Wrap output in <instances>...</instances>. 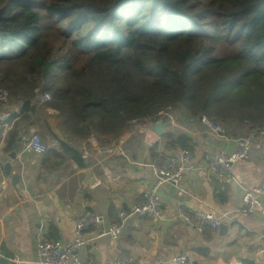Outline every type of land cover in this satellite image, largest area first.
I'll use <instances>...</instances> for the list:
<instances>
[{"label":"trees","instance_id":"16d2710c","mask_svg":"<svg viewBox=\"0 0 264 264\" xmlns=\"http://www.w3.org/2000/svg\"><path fill=\"white\" fill-rule=\"evenodd\" d=\"M0 90L22 113L5 153L37 93L69 136L104 146L166 107L181 129L162 136L164 151H190L200 115L245 137L264 128V0H0Z\"/></svg>","mask_w":264,"mask_h":264},{"label":"crops","instance_id":"0c3cea01","mask_svg":"<svg viewBox=\"0 0 264 264\" xmlns=\"http://www.w3.org/2000/svg\"><path fill=\"white\" fill-rule=\"evenodd\" d=\"M0 91L6 93L4 102L0 96V115L10 113L3 122L8 133L22 113L19 103L9 105L7 92ZM29 106L31 118L19 124L25 132L10 152L15 151L16 158L10 161L9 176L4 175L2 166L10 160V153L3 151L5 139L0 137V264H38L39 241L48 239L50 229L56 233L55 241L73 240L74 224L81 216L97 215L108 228L115 222L114 209L130 213L151 183L149 164L157 156L143 142L142 132H130L128 127L122 136L105 145L115 146L114 153L99 156L91 146L92 139H73L60 127L58 112L43 105L38 93ZM166 119L162 121L163 135L181 129L177 120ZM259 131L264 132V128ZM32 133L46 146L45 153L24 147ZM186 135L192 144V168L179 183L161 187L163 219L152 221L129 215L117 238L96 240L81 253L83 259L93 264H114L123 254L130 256L134 264H167L173 257L184 255L187 264H264L260 215L240 211L244 193L264 179V134L256 137L245 162L231 166L228 179L209 173L206 158L209 154L230 155L241 137L207 129H191ZM162 136L158 145L162 153L178 156L179 149L164 151ZM60 142L80 151L82 168L64 154ZM83 150L88 153L86 158ZM105 171L112 175L111 181L106 179ZM12 176L18 177L16 184ZM222 180L228 182L229 189L223 187ZM195 211H210L222 217L220 226L225 229L219 226L199 232L179 217Z\"/></svg>","mask_w":264,"mask_h":264},{"label":"built area","instance_id":"2783aa9c","mask_svg":"<svg viewBox=\"0 0 264 264\" xmlns=\"http://www.w3.org/2000/svg\"><path fill=\"white\" fill-rule=\"evenodd\" d=\"M5 92L0 91L1 99L5 100ZM3 100V102H4ZM174 110L172 107H166L158 112L155 117L172 120ZM10 113L0 115L1 129L0 137L5 139L7 129L3 122H6ZM195 120L197 123L204 126L208 131L223 134L224 130L204 115L195 116L189 121ZM157 121L152 119L147 120L144 124L130 123L128 130L130 132L141 131L143 142L149 146H157V156L149 164L152 173V180L149 187L143 193V199L140 203L131 208L130 213H126L121 209H114V220L108 228L104 227L99 216L87 214L78 218L74 224V238L71 241L60 242L44 239L39 241L37 245L39 261L38 264H93L81 257L84 252L93 242L98 239L107 238L115 239L120 234L122 225L127 217H146L152 221L162 220L161 212L162 199L160 189L164 184H177L182 180L183 174L192 168L191 151L183 150L178 156H165L159 149V136L151 129V125ZM3 126V127H2ZM263 131L252 130L247 136L236 140V149L230 155L209 154L206 158V169L212 174H221L228 178L230 168L235 163L245 162L249 157L254 145V140L259 135H263ZM91 146L95 153L99 156H107L114 153L115 146H103L98 144L95 139H92ZM24 147L27 150L36 153H45L46 146L42 143L40 137L32 133L24 142ZM83 158L88 156L86 150L82 151ZM105 177L108 181L112 180V175L105 171ZM2 183H4L2 181ZM264 179L255 187L249 189L242 196L240 211L246 214L258 213L264 227ZM185 223L196 231L214 230L217 229L222 221V217H216L210 211H195L191 213H181L179 216ZM114 264H134L130 256L118 255ZM167 264H187V258L184 255L173 257Z\"/></svg>","mask_w":264,"mask_h":264},{"label":"water","instance_id":"95a60500","mask_svg":"<svg viewBox=\"0 0 264 264\" xmlns=\"http://www.w3.org/2000/svg\"><path fill=\"white\" fill-rule=\"evenodd\" d=\"M163 122L160 120V121H157V122H155V123H153L152 125H151V129L158 135V136H162L163 135ZM8 158L10 159V160H8V161H6V162H4L3 163V166H2V168H3V172H4V175L5 176H9L10 175V172H11V164H10V161L11 160H14L15 158H16V152L15 151H13L12 153H10L9 155H8ZM12 182H13V184H16L17 182H18V177H16V176H12ZM221 182V184L223 185V187H225V188H230V185L228 184V182H226V181H224V180H222V181H220ZM221 228H223V229H225V226H223V225H221L220 226Z\"/></svg>","mask_w":264,"mask_h":264},{"label":"rangeland","instance_id":"374dc122","mask_svg":"<svg viewBox=\"0 0 264 264\" xmlns=\"http://www.w3.org/2000/svg\"><path fill=\"white\" fill-rule=\"evenodd\" d=\"M173 110H174V113H173V115H172V121H176L177 120V117H178V112H177V109H174L173 108ZM209 119V118H208ZM213 119V120H212ZM212 122H214L215 124H217L216 123V121H215V118L214 117H211V119H210ZM171 121V120H170ZM218 125V124H217ZM222 128V127H221ZM223 129V128H222ZM224 130V129H223Z\"/></svg>","mask_w":264,"mask_h":264}]
</instances>
